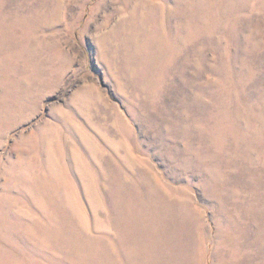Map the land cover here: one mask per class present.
I'll return each mask as SVG.
<instances>
[{"label": "rangeland", "instance_id": "obj_1", "mask_svg": "<svg viewBox=\"0 0 264 264\" xmlns=\"http://www.w3.org/2000/svg\"><path fill=\"white\" fill-rule=\"evenodd\" d=\"M0 264H264V0H0Z\"/></svg>", "mask_w": 264, "mask_h": 264}]
</instances>
